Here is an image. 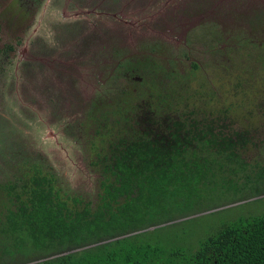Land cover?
<instances>
[{
    "label": "rangeland",
    "instance_id": "374dc122",
    "mask_svg": "<svg viewBox=\"0 0 264 264\" xmlns=\"http://www.w3.org/2000/svg\"><path fill=\"white\" fill-rule=\"evenodd\" d=\"M14 1L0 0V180L3 167L28 159L65 191L90 195L97 174L79 121L94 101L134 84L121 73L128 60L196 71L193 100L202 89L208 117L253 130L243 157L264 164V0H22L10 14ZM243 178H234L237 189L203 188L178 203L176 223L158 235L193 248L239 216L264 213V181Z\"/></svg>",
    "mask_w": 264,
    "mask_h": 264
},
{
    "label": "trees",
    "instance_id": "16d2710c",
    "mask_svg": "<svg viewBox=\"0 0 264 264\" xmlns=\"http://www.w3.org/2000/svg\"><path fill=\"white\" fill-rule=\"evenodd\" d=\"M257 60L264 65V56ZM138 64H121L134 84L94 101L79 121L97 174L90 195L65 191L39 161L2 168L0 264H264V213L239 216L193 248L158 235L176 223L170 212L178 203L203 196V188L237 189L239 174L244 184L264 181V164L243 157L253 130L233 129L223 108L228 124L208 117L212 100L202 89L193 100L188 83L196 71Z\"/></svg>",
    "mask_w": 264,
    "mask_h": 264
},
{
    "label": "flooded vegetation",
    "instance_id": "af4514ba",
    "mask_svg": "<svg viewBox=\"0 0 264 264\" xmlns=\"http://www.w3.org/2000/svg\"><path fill=\"white\" fill-rule=\"evenodd\" d=\"M10 47H11V46H10ZM10 47H9V48H10Z\"/></svg>",
    "mask_w": 264,
    "mask_h": 264
}]
</instances>
